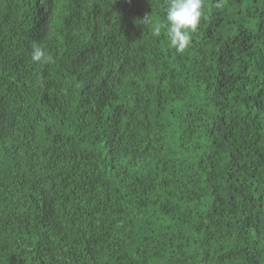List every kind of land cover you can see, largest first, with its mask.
Returning a JSON list of instances; mask_svg holds the SVG:
<instances>
[{"label": "trees", "instance_id": "trees-1", "mask_svg": "<svg viewBox=\"0 0 264 264\" xmlns=\"http://www.w3.org/2000/svg\"><path fill=\"white\" fill-rule=\"evenodd\" d=\"M168 3L0 0V264H264V0Z\"/></svg>", "mask_w": 264, "mask_h": 264}, {"label": "clouds", "instance_id": "clouds-1", "mask_svg": "<svg viewBox=\"0 0 264 264\" xmlns=\"http://www.w3.org/2000/svg\"><path fill=\"white\" fill-rule=\"evenodd\" d=\"M215 7H222V0H216ZM203 16V0H169L166 10L167 32L170 44L178 52L190 46L191 33L195 32ZM147 18V17H146ZM161 26L153 28V35L159 36ZM31 58L34 62H49L51 57L37 44H33Z\"/></svg>", "mask_w": 264, "mask_h": 264}]
</instances>
